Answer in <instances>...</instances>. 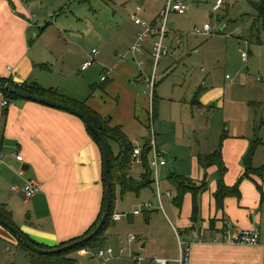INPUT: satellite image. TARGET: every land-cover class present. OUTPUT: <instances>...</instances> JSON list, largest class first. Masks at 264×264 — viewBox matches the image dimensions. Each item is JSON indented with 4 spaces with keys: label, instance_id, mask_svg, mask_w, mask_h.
<instances>
[{
    "label": "crops",
    "instance_id": "1",
    "mask_svg": "<svg viewBox=\"0 0 264 264\" xmlns=\"http://www.w3.org/2000/svg\"><path fill=\"white\" fill-rule=\"evenodd\" d=\"M162 8L163 6L153 22L149 23L157 24ZM134 17L140 18L137 15ZM31 23V14L24 0H0V78L18 85L36 83L45 89L57 90L62 97L71 101L66 104L77 109L79 107L76 106L86 103V106L104 121H110L113 129L122 128L128 140L133 144L138 142L142 149L151 141L152 131L156 140L159 134L157 147L163 156L168 155L171 159L172 156L177 157V161L181 163L179 170L188 161L191 163V169L195 168L196 183L191 180L193 178H182L192 181L194 187L206 185L202 192L198 193L201 208L200 219L196 224L193 222V195H185L179 207L175 201L177 191L174 187L175 194H172L171 198L167 196V192L162 198L164 210H161L160 202L155 210L165 213L164 198L176 203L178 213L174 211L173 216L177 221V229L182 232L181 239L191 244V264H264V183L261 181L262 177L256 174V169L259 168L254 167L257 152L263 146V141L253 161L254 172L249 173L244 164L252 142L257 137L262 140L260 136L264 128L257 130L256 121L264 119V84L258 85L264 83L263 80H255L248 73L237 71L235 79L226 75L227 81L220 83L209 73L207 79L200 83V86H196L198 88L191 103L188 73L183 75L184 79L187 78L184 82L173 84V91L177 94L166 100L165 97H160L158 87L155 86L154 95L148 90V84L155 71L152 57L153 39L148 41L149 46H145L142 54L134 56L131 52L139 31L133 33L125 52L116 49L110 57L103 50L96 58V66L82 72V65L91 53L80 57L74 67L65 65V57L61 64L54 62L53 58L59 60L56 51L48 50L51 54H46L47 58L41 51H33L31 45L34 41L30 40L29 36L34 27L30 26ZM169 34L173 35V32L170 30ZM212 34L213 31L210 35ZM182 37L175 32V41L181 40ZM247 38L244 36L240 41L244 45H254L249 44ZM172 43L171 47L174 45ZM239 51L242 56L244 51ZM248 51L250 53L251 49ZM121 54L124 56L121 57ZM137 56L146 58L149 62L152 60V68L146 72L144 63L143 66L136 64ZM210 61L215 63L212 65L221 64L220 54H213V57L208 59V64ZM244 63L248 64L249 61ZM160 64L155 72L156 78ZM107 68L112 69L113 73L107 82H103L101 77ZM239 90L244 92L241 98ZM156 99L162 100V103L153 104L154 101L157 102ZM12 101L6 108L0 99V207L25 236L40 245L56 249L62 244L85 237L99 221L106 193L104 157L100 146L76 115L25 99ZM60 102L64 103L61 100ZM178 104L183 108L172 107H177ZM154 105L156 119L150 122V111ZM222 111L224 118L227 117V123L235 126L231 127L230 132L227 130L221 135L218 139L220 143H216L213 149H197L196 146L200 147L203 143L202 138L205 136V130L211 125V118ZM228 113L229 116H226ZM155 122L158 125V134ZM109 142L112 156L117 158L121 145L119 142ZM114 144L117 147H114ZM220 149L224 166L228 169L224 184L231 188L240 185L239 196H227L223 207H220L216 200L220 169L214 164L201 166L202 158H208ZM16 154H21L25 162H18ZM168 164L160 169L169 167L176 171ZM25 166H28V169H25ZM133 167L132 162L130 172ZM21 169H25L24 176L19 174ZM133 174H130L129 179L141 183L144 174L139 180ZM181 174L186 176L183 170ZM31 180L39 182L41 192L25 203L22 189ZM13 187L18 190H13ZM150 187L151 185L124 194L142 195ZM117 206L115 200V212ZM135 207L136 205L134 209ZM152 210L154 208L144 214L147 217L145 229L149 231L144 232L145 238L139 243L146 253V258L150 260L147 264H153L151 260L154 257L168 259L172 264H177L175 261L180 257L179 238L176 236L178 239L171 237L167 240L160 236L161 232L154 224ZM119 214L126 213H114ZM131 217L136 219L140 216ZM124 219L115 221L112 226L106 228L103 236L105 242L111 236L110 230L115 229ZM257 229L261 232L258 245H226L213 242L215 239H223L225 235L234 237L243 230ZM151 242L156 243V254L149 251ZM134 244L128 241V245ZM121 245L123 246L124 242L120 243L118 249ZM133 248L135 255L129 258L130 262L135 264L131 257H140L142 254L136 244ZM76 254L83 258L87 256L85 251ZM117 258L114 257L112 261ZM0 264H31L30 253L25 251L16 236L1 224Z\"/></svg>",
    "mask_w": 264,
    "mask_h": 264
},
{
    "label": "rangeland",
    "instance_id": "2",
    "mask_svg": "<svg viewBox=\"0 0 264 264\" xmlns=\"http://www.w3.org/2000/svg\"><path fill=\"white\" fill-rule=\"evenodd\" d=\"M164 1L165 0H24L31 14L33 22L32 27L34 26L29 33L30 40L34 41L31 45L32 49L33 51H41L44 57H46V54L50 55L51 53L48 50L52 49V51H56L59 55V60L53 58L54 62H59L61 64L65 57V65L71 67H74L76 61L80 57L86 53H92L94 49L100 50L101 52L104 50L110 57L114 54L116 49L125 52L133 33L137 31H139V33L143 32V28L141 27L139 29L135 24L134 16L137 15L143 20L145 19L148 22H153L160 8L165 6L163 5L165 4ZM186 1H188L190 9L185 16H180L176 13L170 16L169 28L173 32V35L169 34L168 39H166V45L170 48V55L160 62L158 77L155 81L156 88H159L160 97H165L166 100L167 98H173V96L177 94L173 91V84L176 85V83L180 81L184 82L187 78L185 77L184 79L183 75H188V73L190 78L191 103L193 100L192 96L198 88L196 86H200L202 82L207 79L209 73L215 76L220 83L227 81L226 75L235 79L237 71L243 74L248 73L251 78L255 80L261 79V81L263 80L264 82V46L261 48V46L259 47L255 44L252 46L244 45L240 41L244 39V36L248 35L250 32L249 29L253 25L255 19H257L254 3L260 0H222L223 4L216 11L215 8L220 0ZM139 10H141V12H139ZM205 24L211 25L213 34L210 36H200L196 34L195 30L203 28ZM175 32L180 37L183 36L181 40L175 41ZM172 40L174 45L171 42ZM211 40L216 42L214 43ZM171 43L173 45L172 47L170 46ZM145 46L148 47L149 43L147 42ZM239 49L249 54L248 64L242 61ZM250 49L251 52L249 53L248 50ZM215 53L220 54V59L222 61L218 66L212 65V63L215 64L214 62L210 61L211 63L209 64L207 62ZM123 56L124 54H121V57ZM140 62L145 64L144 69L146 72L152 68V60L149 62L148 59L146 60V58L144 59L141 56H137L136 64ZM213 69H215L214 72ZM202 70H204V72ZM263 84L264 83H258L260 86ZM238 93L240 95L239 98H241L244 92L239 90ZM156 101V105L162 103V100L159 101V99H156ZM172 107H174V109L183 108V106L179 104L177 107ZM152 110L150 113H152ZM216 114L213 115L214 117H210L211 125H208L209 127L205 130V136L202 138L203 143L200 147L196 146L197 149H201L202 151L213 149L216 143H220L218 139H220L221 135L227 130L230 132L231 127L235 126L232 123H227L225 120L227 117L224 118L223 111L217 112ZM227 115L229 116V113L226 114V116ZM261 120L262 119H260L259 122ZM151 121L152 119H150V122ZM154 125L156 133L158 134V125H156V122ZM153 133L152 131L150 135L151 140L155 138ZM181 134L183 133L181 132ZM260 137H262L261 141H263V146L257 152L258 155L255 159L254 167L263 170L261 181L264 183V130ZM114 147H117V145L114 144ZM151 158L152 155H149V160ZM166 158L169 163L168 165L172 166L173 170L175 169L176 171H172L169 167L159 170L160 186L163 195L170 191L173 192L172 194H175L174 188L170 182V178L173 177L174 174L178 178H193L191 179L193 181H195L194 178H196V170L195 168L193 169V174L189 161L183 164L181 166L182 168L179 170L178 167L181 163L177 161V157L174 158L172 156L171 159L166 155ZM181 170H183L186 176L181 174ZM130 171L131 168L128 171L129 174L132 175L134 172L133 176L138 180L144 174L143 165L139 164H134L132 172ZM198 178L200 179V177ZM155 180L156 178L153 175L151 187L144 191L142 195H126L123 192V188L118 186L116 196V203L118 206L115 213L125 212L126 214H133L140 206L153 204L151 209L154 208V210L151 212L154 217V224L159 232H161L160 236L168 240L171 239V237L177 238V234H179L181 238L183 237V235H181L182 232H179L177 229V221L175 216H173L174 211L176 212V209H178L175 206L176 203L174 204L173 201L164 198L165 213L160 210L155 211L159 204V202H157L156 193H154L157 190ZM22 198L23 200L25 199L24 194H22ZM135 205L136 207L134 209ZM171 210H173V212ZM146 211L149 210H145L141 214L142 216L138 215L140 217L136 219L131 216L125 218L122 222L117 224L115 229L110 230L111 236L106 240L104 248L114 249V257L118 258L117 260H111L107 264H132L129 257L135 255L133 252V246L135 244L136 248H139L138 251L142 254L140 257L144 259V264L149 263L147 261L150 260L146 258L144 249H141L139 245L145 238L144 232L149 231L145 229L147 217L144 214ZM134 235L137 237V241L133 246H130L128 245V239L130 236ZM122 242H124V245H121V248L123 247V249H126L125 254H121V248L118 249ZM137 244L139 246H137ZM154 244L156 243H150L149 251L156 254L154 251ZM95 254L97 253L91 250V253L83 258L75 253L74 257L77 258L75 264H102V261L94 256Z\"/></svg>",
    "mask_w": 264,
    "mask_h": 264
},
{
    "label": "trees",
    "instance_id": "3",
    "mask_svg": "<svg viewBox=\"0 0 264 264\" xmlns=\"http://www.w3.org/2000/svg\"><path fill=\"white\" fill-rule=\"evenodd\" d=\"M254 9L257 14V19H255L253 25L249 29L250 32L247 35L248 42L250 44H255L259 46H264V0H260L259 2L254 3ZM154 43V41H153ZM153 46V45H152ZM0 83L2 84H9L10 86H14L16 88H19L21 90H25L29 93L35 94V95H40L46 98H49L51 100H56V101H64V104L71 102L70 100H67V98L62 97L57 90H52V89H45L39 84L36 83H23V85H18L16 83H13L10 80H4L0 78ZM4 96L7 99L10 100H22L21 98L16 97L15 95L10 94L9 92H4ZM155 104V101L153 102ZM68 105V104H66ZM69 106V105H68ZM75 106V105H74ZM258 106V105H257ZM79 110L86 114L90 121L93 123V125L100 131L103 132L105 138L107 141H114V142H119L121 145V152L117 156V158L112 156L111 148H110V154H111V163H110V172H111V179H112V188H113V199H112V210L109 215V219L107 223L104 225V228L101 230L98 236L94 237L93 239L89 240V242L77 246L73 248L72 250L65 251L62 253H58V255H38L36 253H33L26 249L22 242L19 241V244L23 247L25 251H28L31 256V264H75L77 260L73 258L74 253L80 252V251H87V250H102L105 239H104V231L106 228L110 227L115 223L114 219V213H115V200L117 196V188L120 185V187L123 188V192H133V191H139L143 187H148L152 185L153 183V175L154 171H152L151 165H150V160H149V155H151V145L150 142L146 145V147L143 149V171L144 175L142 176V182H136L135 180L129 179V170L132 165V159H133V151H134V144L133 142L129 141L128 138L125 136L122 128L116 127V129H113L111 126H109L110 121L105 122L101 116H99L95 111H92L89 107L86 106L85 104H79L78 106ZM154 113L156 114L155 110V105L153 106ZM153 115V121L156 118V115ZM258 122L257 125V130H262L264 128V121H256ZM151 128V124H150ZM89 134L93 138L95 142L101 147L100 142L96 136V134L87 127ZM257 137V136H256ZM225 139V136H224ZM110 144V142H109ZM262 144V141L260 140L259 137H257L251 144V147L249 148L247 152V156L244 159V164L246 168H248V171L254 172V168H252L253 161L256 155V151L258 150L259 146ZM160 151V150H159ZM166 158V157H165ZM167 159V158H166ZM207 164H214L217 165L218 168L220 169V177L218 179V184H219V189L216 195V200L218 201V205L220 207H223L224 201L227 196H232V195H238L239 196V191H240V185L236 187H229L227 184H224V178L225 174L227 173L226 167L224 166L223 163V158L221 154V149L215 152L213 155L209 156L208 158H202L201 159V166H207ZM256 174L259 177H263V170L256 169ZM171 185L175 188L177 191V197L175 201L177 202V205L180 207L181 204L183 203V198L187 194L193 195V201H194V211H193V222L196 224L197 221L200 219V202L198 200V193L206 187L204 184L202 187H197L193 185L192 181L188 179H183L181 177H176L174 174L173 177L170 178ZM205 186V187H204ZM106 195L104 198V205L102 209V213L99 217V221L91 228V230L88 231L87 237L91 232H93L96 227L99 225L101 222V218L103 216V213L106 208ZM0 216L5 219L6 221H9L13 225L14 222L9 219L7 216L6 211L3 210V208L0 207ZM16 226V225H15ZM8 231V230H7ZM23 234V233H22ZM23 236L28 239L30 242H32L36 247L40 249H53L50 247H47L45 245H40L36 243L34 240H32L29 236ZM84 238V237H83ZM81 238V239H83ZM81 239L73 240L78 241ZM62 244L58 246L56 249L64 247L66 245L72 244Z\"/></svg>",
    "mask_w": 264,
    "mask_h": 264
},
{
    "label": "built area",
    "instance_id": "4",
    "mask_svg": "<svg viewBox=\"0 0 264 264\" xmlns=\"http://www.w3.org/2000/svg\"><path fill=\"white\" fill-rule=\"evenodd\" d=\"M165 6L163 7V9L160 11L159 13V18L157 21V24H152L149 23L147 21H143L140 18L134 17L135 18V24L139 27V28H143V32L139 33L138 35V39L137 42L131 47V52L132 54L135 56L136 54L140 53L142 54L145 50V45L146 43L150 40L153 39L154 43H153V60L155 63V71L154 74L148 84V90L150 91L149 93L153 95L154 92V87H155V81H156V77H155V72L156 69L158 67V65L160 64V60L163 59L164 57H167L170 53V48H168V46L166 45V39L167 36L169 34L170 28H169V23H170V16L173 15L174 13L178 14V15H185L190 7L188 5V2L186 0H165ZM223 4V1L220 0L218 2V5L216 7V10L220 8V6ZM33 22L31 23V27H32ZM196 34L200 35V36H206V35H210L212 33V28L210 24H205V26L201 29H196L195 30ZM101 53V51L99 50H94L92 51V53L89 55V59L86 60L84 62V64L82 65V69L81 71H88L91 68L95 67L97 64L96 58L99 56V54ZM248 58H249V54L242 52V60L244 62H248ZM140 66H143V63H139ZM9 70H12L11 67H8ZM113 70L107 68L104 71V74L101 77V80L103 82H107L108 79L110 78V76L112 75ZM261 80V79H260ZM0 99L3 100V106L8 108V106H10L12 104V100L5 98L4 96V92L0 90ZM151 119L153 121V113H151ZM154 136V133H153ZM155 137V136H154ZM156 138H154L153 140H151L150 145H151V155L152 158L150 160V165L152 168V171H154V176L156 178L155 183L157 186V190H156V198L158 200V202H160V208L161 210H164L163 208V204H162V198L164 197V195L162 194V188L160 186V168H163V166H166L168 164L167 159L165 158V156L161 155L158 147H157V141L155 140ZM143 149L142 147L139 146V143L136 142L134 144V151H133V163L134 164H139L141 165L143 163V156L142 153ZM16 160H18V162L20 163H24L25 159L22 157L21 154H16L15 155ZM20 175L24 176L25 174V169H21V171L19 172ZM13 190L17 191L18 188L17 187H13ZM41 192V185L39 184V182L31 180L28 181L26 183V185L23 187L22 189V193L25 196L24 202H28L29 200H31L32 198H34L36 195H38ZM172 193L171 192H167V196L169 198H171ZM153 207V204H149V205H142L139 207L138 210L134 211L133 214H119V215H114V219L115 221H119L122 220L124 218H127L129 216H134V215H141L145 210H149ZM178 235V244L180 247V257L178 258V260L175 261V263L177 264H191L190 260H191V254H192V247L191 244L182 240ZM260 237H261V232L259 229L257 230H243L241 233H239V235L234 236V237H230V235H225L223 237V239H215L213 242L215 243H221V244H230V245H258L259 241H260ZM130 244L135 243V241H137V237L134 236H130L128 239ZM91 253V250H87L85 251L86 255H89ZM125 253V249L121 250V254ZM115 255V250L112 248H104L102 250H99L97 252V254H95L94 256L98 259L102 261V264H107L108 262H110ZM134 261L135 264H143L142 262L144 261L143 258L141 257H131ZM151 262L153 264H172L170 260L168 259H164V258H159V257H154Z\"/></svg>",
    "mask_w": 264,
    "mask_h": 264
},
{
    "label": "water",
    "instance_id": "5",
    "mask_svg": "<svg viewBox=\"0 0 264 264\" xmlns=\"http://www.w3.org/2000/svg\"><path fill=\"white\" fill-rule=\"evenodd\" d=\"M0 90L3 92H9L12 95H15L18 98H21L22 100H29L35 103H40L43 105H46L50 108H57L59 110L72 113L79 117L85 124L86 127L91 129L97 136L100 145H101V151H102V156L104 157V183H105V188H106V208L102 216V220L99 223V225L96 227V229L91 232L87 237H84L81 240L74 241L72 244L66 245L64 247L58 248V249H40L36 247L32 242H30L28 239H26L22 232L12 223L9 221H6L0 216V224L5 227L11 234L16 236V238L22 242L23 246L28 249L29 251L36 253L38 255H58V253H62L65 251L72 250L73 248L83 245L89 240L93 239L94 237L98 236L101 230L104 228V225L107 223L109 219L110 212L112 210V199H113V188H112V179H111V172H110V163H111V154H110V144L105 138L104 134L102 131L98 130L93 123L90 121L89 117L81 112L79 109L71 106V105H66L62 102L56 101V100H51L49 98L40 96V95H35L32 93H29L25 90H21L19 88H16L14 86H10L9 84L5 85L0 83ZM25 169H28V166H25Z\"/></svg>",
    "mask_w": 264,
    "mask_h": 264
}]
</instances>
